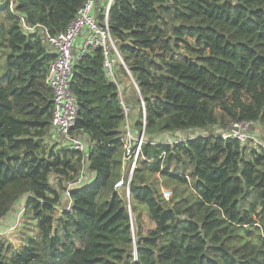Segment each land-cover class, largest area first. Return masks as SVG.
<instances>
[{
	"label": "trees",
	"instance_id": "trees-1",
	"mask_svg": "<svg viewBox=\"0 0 264 264\" xmlns=\"http://www.w3.org/2000/svg\"><path fill=\"white\" fill-rule=\"evenodd\" d=\"M12 1L0 0V220L22 201L23 229L18 247L0 235V264H264V0L112 1L107 25L145 109L129 185L134 240L114 184L117 90L134 134L137 92L122 66L120 87L109 78L100 48L75 52L71 135L87 139L84 153L73 149L51 128L44 35L62 32L85 0ZM235 122L253 123L258 142L222 138Z\"/></svg>",
	"mask_w": 264,
	"mask_h": 264
},
{
	"label": "built area",
	"instance_id": "built-area-1",
	"mask_svg": "<svg viewBox=\"0 0 264 264\" xmlns=\"http://www.w3.org/2000/svg\"><path fill=\"white\" fill-rule=\"evenodd\" d=\"M113 0H106L105 5L99 14H95L96 0H85L81 7L77 10L75 17L68 23L66 28L56 35H44L46 44L51 48L53 60L49 63L46 74L45 84L51 90V128L69 145L84 153L86 145L84 144L85 136H72L71 131L75 125L77 118V103L70 89L71 69L74 60L75 52L82 55L90 49L100 48L104 58V68L109 78L120 87V82L115 74L117 66H122L127 73L128 82L131 83L134 90L139 96L138 88L132 80L124 61L117 50L116 42L111 36L108 25V12ZM12 0H9V5H12ZM100 17V19H99ZM78 40V45H75ZM121 107L123 110V124L121 131V142L123 148L122 171L123 175L115 182L114 189L127 202V211L130 219V230L133 232V216L130 212V189L129 185L132 179L133 171L136 167L138 155L140 153L144 139V116L145 109L143 100H141L142 127L138 134H134L129 121L130 107L122 100L121 87L118 88ZM253 123L250 122H235L229 125L226 133H222V138H234L240 141L252 139L258 142L250 133L249 130ZM183 136L179 137L178 141H182ZM155 144L156 142H150ZM263 148L264 145L259 143ZM164 152L160 154L157 160H162ZM151 162L152 158L146 159ZM84 177V176H83ZM83 177L78 179V182L83 180ZM71 187L69 184L66 189ZM164 199L170 197V192L166 190L160 191ZM66 195L68 192L66 191ZM19 212V217L20 213ZM135 254V253H133Z\"/></svg>",
	"mask_w": 264,
	"mask_h": 264
},
{
	"label": "rangeland",
	"instance_id": "rangeland-1",
	"mask_svg": "<svg viewBox=\"0 0 264 264\" xmlns=\"http://www.w3.org/2000/svg\"><path fill=\"white\" fill-rule=\"evenodd\" d=\"M1 62H3L2 59H0ZM264 128V125L262 126ZM227 131L223 132L226 133ZM187 135H184L183 138H186ZM154 177L158 178V174L154 175ZM164 179L161 180L160 185L162 186L160 188V191L166 190L170 192V197L172 195L171 186L164 187L163 182ZM23 207L22 201H20L13 210H11L8 215L0 220V235L6 238L5 247L8 248H14L18 247L21 244V240L19 239V235L21 234V231L23 229V221L20 220V217L18 215V212H20L21 208ZM133 223V232L131 233L132 240L136 239V226L135 221H132ZM10 225V226H9ZM11 227V228H10ZM142 233H145L146 230L153 228V223L150 222L145 215L142 216Z\"/></svg>",
	"mask_w": 264,
	"mask_h": 264
},
{
	"label": "crops",
	"instance_id": "crops-1",
	"mask_svg": "<svg viewBox=\"0 0 264 264\" xmlns=\"http://www.w3.org/2000/svg\"><path fill=\"white\" fill-rule=\"evenodd\" d=\"M103 1L104 0H96V2H95V9H94V12H95V14L97 15V14H99V9L101 8V7H103ZM78 40H77V42H76V44L75 45H78ZM124 82H128V79H126V78H124ZM64 201H66L65 199H64ZM64 203V202H63ZM67 202H65V204H66ZM10 226V225H9ZM11 228V227H10Z\"/></svg>",
	"mask_w": 264,
	"mask_h": 264
},
{
	"label": "water",
	"instance_id": "water-1",
	"mask_svg": "<svg viewBox=\"0 0 264 264\" xmlns=\"http://www.w3.org/2000/svg\"><path fill=\"white\" fill-rule=\"evenodd\" d=\"M188 132H189L190 134H193V133H194V131H191V130L188 131ZM174 134H175V136H179V135H180L179 132H176V133H174ZM171 135H172V133L169 132V133L167 134V137H170ZM61 139H62V138H61ZM85 139H87V138H85ZM178 139H179V138H178ZM178 139H175V140L178 141ZM62 140H63V139H62ZM175 140H174V141H175Z\"/></svg>",
	"mask_w": 264,
	"mask_h": 264
},
{
	"label": "clouds",
	"instance_id": "clouds-1",
	"mask_svg": "<svg viewBox=\"0 0 264 264\" xmlns=\"http://www.w3.org/2000/svg\"><path fill=\"white\" fill-rule=\"evenodd\" d=\"M184 137V136H183Z\"/></svg>",
	"mask_w": 264,
	"mask_h": 264
}]
</instances>
